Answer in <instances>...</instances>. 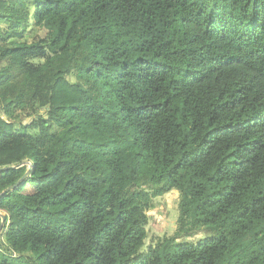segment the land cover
Here are the masks:
<instances>
[{"label": "trees", "instance_id": "1", "mask_svg": "<svg viewBox=\"0 0 264 264\" xmlns=\"http://www.w3.org/2000/svg\"><path fill=\"white\" fill-rule=\"evenodd\" d=\"M0 214V264H264V0H0Z\"/></svg>", "mask_w": 264, "mask_h": 264}, {"label": "rangeland", "instance_id": "2", "mask_svg": "<svg viewBox=\"0 0 264 264\" xmlns=\"http://www.w3.org/2000/svg\"><path fill=\"white\" fill-rule=\"evenodd\" d=\"M24 167L23 173L28 170V165ZM27 190L31 185L26 186ZM153 207L147 211L149 223L147 225L148 237L146 246L157 239L170 237L176 233L178 218V193L170 191L167 194L153 199ZM200 236V235H199Z\"/></svg>", "mask_w": 264, "mask_h": 264}, {"label": "water", "instance_id": "3", "mask_svg": "<svg viewBox=\"0 0 264 264\" xmlns=\"http://www.w3.org/2000/svg\"><path fill=\"white\" fill-rule=\"evenodd\" d=\"M24 164H27L28 165V170H26L24 173H23V175L19 178V180L17 181V183H19L21 180H23L26 176H27V174L29 173V171H30V169L32 168V166H31V164L28 162V161H25V162H23V163H21V164H19V165H24ZM17 166H15V168H16ZM15 186V185H14ZM14 186H12V187H10V188H8V189H6V190H4L2 193H5V192H7L9 189H11V188H13ZM1 215V223H0V230H1V228H2V226H3V224H4V216H3V214H0Z\"/></svg>", "mask_w": 264, "mask_h": 264}]
</instances>
